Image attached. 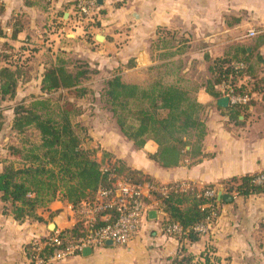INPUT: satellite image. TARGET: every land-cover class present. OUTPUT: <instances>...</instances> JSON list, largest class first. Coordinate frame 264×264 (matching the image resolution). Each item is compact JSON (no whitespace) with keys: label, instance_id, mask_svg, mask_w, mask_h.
Returning a JSON list of instances; mask_svg holds the SVG:
<instances>
[{"label":"crops","instance_id":"crops-1","mask_svg":"<svg viewBox=\"0 0 264 264\" xmlns=\"http://www.w3.org/2000/svg\"><path fill=\"white\" fill-rule=\"evenodd\" d=\"M76 2L0 0V69L20 68L26 78L9 105L42 96L43 74L58 59L88 64L93 74L86 86L96 92L114 75L142 88L156 82L181 87L204 108L207 135L199 161L164 169L151 160L158 151L153 141L137 150L122 134L121 139L103 134L92 146L158 184L211 187L216 197L223 189L234 201L219 202V216L208 232L181 244L163 233L164 216L151 200L143 227L128 246L89 247V255L80 252L48 264H201L209 248L219 264H264V195L242 199L228 192L234 180L264 173V86L238 116L206 91L212 62L235 47L245 46L253 59L261 58L256 74L264 79V0H98L99 29L91 39L68 29ZM252 30L259 35L246 38ZM2 211L0 201V264H33L28 245L59 236L80 221L72 206L61 202L40 210L41 222L19 224ZM152 211L156 220L148 217Z\"/></svg>","mask_w":264,"mask_h":264},{"label":"trees","instance_id":"trees-1","mask_svg":"<svg viewBox=\"0 0 264 264\" xmlns=\"http://www.w3.org/2000/svg\"><path fill=\"white\" fill-rule=\"evenodd\" d=\"M84 38L91 39V36ZM230 52L232 55L229 53L212 62L213 79L207 83V93L219 99L222 92L217 91L218 87L228 83L234 85L244 76L251 77L250 88L237 87L235 94L254 97L262 93L264 79L256 74L261 58L253 59L245 46L232 48ZM236 64H242L246 69L237 70ZM92 74L84 62L58 59L43 74V95L23 100L13 107L12 132L22 137L34 131L39 137L38 142L24 139L21 147L10 146L7 156L0 160L2 212L16 223L41 222L39 211L54 202L66 203L77 212L82 204L92 202L99 190L111 188V175L125 176L136 184L164 186L92 146L89 130L80 121L84 116L81 107L74 102L83 101L96 92L86 86ZM25 79L20 68L0 69V105L15 100L19 85ZM98 92L120 133L137 150L144 149L148 141L158 146L151 160L162 168H178L186 160L195 162L204 157L203 142L207 135L202 120L204 108L190 91L158 82L142 88L127 84L120 75H114ZM247 105L229 106L228 111L238 116ZM102 167L109 171H102ZM255 177L234 180V186L228 192L242 199L264 195V186L253 183ZM208 190L214 189L171 192L167 197L157 194L155 201L160 202L164 213L159 222L162 231L167 225H176L183 229L184 235L170 238L181 244L198 241L201 235L194 229L206 223L213 212L219 216L217 197H204ZM110 217V221L115 219L114 214ZM106 224L99 222L97 228ZM83 237V228L77 225L58 236L63 241L61 246L46 248L40 256L48 260ZM26 253L35 264L31 245L27 246ZM200 258L201 264L220 263L213 248L207 249Z\"/></svg>","mask_w":264,"mask_h":264},{"label":"built area","instance_id":"built-area-1","mask_svg":"<svg viewBox=\"0 0 264 264\" xmlns=\"http://www.w3.org/2000/svg\"><path fill=\"white\" fill-rule=\"evenodd\" d=\"M72 17L71 21L68 22L70 24L68 29L71 34L80 31L83 37H92V32L99 29L98 0H77ZM258 35V32L252 30L248 32L246 38H255ZM235 68L237 70L246 69L242 64H236ZM250 82H252L251 77L244 76L238 79L234 85L231 83L222 84L219 87L222 92L221 98H228L231 106L247 105L253 97L248 94L244 96L237 95L235 89L241 86L250 88ZM102 171L108 172L109 169L102 167ZM111 178L113 179L111 188L99 190L92 202L82 204L77 211L80 218L79 225L83 228L84 237L76 240L74 244L69 245L65 250L60 251L48 260L40 256L44 249L61 246L63 241L58 236L33 241L30 245L35 252L33 258L35 264H48L53 259L75 255L85 248L101 247L108 241L126 247L140 233L147 213L151 210L149 202L151 200L155 201L157 194L167 197L171 192L195 190L194 186L186 183L160 186L151 183L136 184L125 176L111 175ZM253 183L256 186H264V173L257 175ZM204 197L214 198L216 192L208 190L205 192ZM155 203L159 206L157 211L164 215L160 209V202L155 201ZM110 214L115 215L113 221H110ZM216 216L213 212L206 223L196 227L194 232L200 235L207 233ZM99 222H106L107 224L97 228ZM163 233L168 237L184 235L183 229L176 225H167L163 229Z\"/></svg>","mask_w":264,"mask_h":264},{"label":"rangeland","instance_id":"rangeland-1","mask_svg":"<svg viewBox=\"0 0 264 264\" xmlns=\"http://www.w3.org/2000/svg\"><path fill=\"white\" fill-rule=\"evenodd\" d=\"M99 93L100 92H94L91 94L82 101L83 105L80 106L84 115L80 121L82 125L88 128L89 136L92 139V145L95 142V138L103 136V134H108L109 136L117 137L119 139L122 138L120 137L121 133L113 120L112 115L108 112ZM9 103L10 102H6L0 105V160L7 156L10 146L21 147L24 139L32 142H38L39 140L38 134L34 131H30L22 137L12 132V109L15 105L12 106L9 105ZM97 131L99 132L96 133Z\"/></svg>","mask_w":264,"mask_h":264},{"label":"water","instance_id":"water-1","mask_svg":"<svg viewBox=\"0 0 264 264\" xmlns=\"http://www.w3.org/2000/svg\"><path fill=\"white\" fill-rule=\"evenodd\" d=\"M102 38H103L102 36H99L97 38V42H101ZM218 105L221 108H228L229 107V99L228 98L220 99L219 102H218ZM217 200H218V202H223V203H226V204L233 203V201H234L233 197H231V196H229L227 194H224V190L223 189L219 190V192L217 194ZM157 216H158L157 211H152V212H150L148 214V217H149L150 220H156ZM50 226L53 229L54 224H51ZM106 244L107 245H113V242L108 241V242H106ZM82 252L85 255H89V254H91L92 249L91 248H85Z\"/></svg>","mask_w":264,"mask_h":264}]
</instances>
